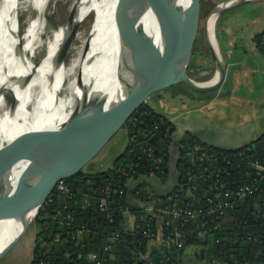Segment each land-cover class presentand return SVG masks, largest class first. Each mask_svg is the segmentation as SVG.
<instances>
[{"label":"trees","instance_id":"1","mask_svg":"<svg viewBox=\"0 0 264 264\" xmlns=\"http://www.w3.org/2000/svg\"><path fill=\"white\" fill-rule=\"evenodd\" d=\"M255 42L264 52V31ZM197 47L198 43L194 53ZM195 74L191 64L189 75L194 78ZM141 112L144 115L138 123L133 124V119L126 123L129 143L111 168L84 169L67 179L74 197L60 198L55 191L40 210L34 222L32 264H148V259L155 264H264V178L257 193L223 214L207 212L209 197L255 182L252 164L259 160L264 165V135L239 149H223L190 132L178 138L176 126L148 103L133 117ZM198 145L205 150L203 158L195 150ZM136 163H140L137 174L126 176L124 172ZM108 187L125 190L122 197H112L116 215L112 223L96 205ZM141 187L152 196L136 195ZM171 195L177 196L174 201L169 200ZM88 200L91 206L85 205ZM169 205L206 211L185 225L179 223L182 247L168 241L176 225L161 210ZM149 207L156 210L147 211ZM127 209L137 222L149 219L157 237L151 240L127 231ZM93 253L96 259L90 257Z\"/></svg>","mask_w":264,"mask_h":264},{"label":"water","instance_id":"2","mask_svg":"<svg viewBox=\"0 0 264 264\" xmlns=\"http://www.w3.org/2000/svg\"><path fill=\"white\" fill-rule=\"evenodd\" d=\"M188 1L187 4L186 0H125L121 25L131 75L123 83V89H118L119 96L79 102L64 124L27 133L0 152V222L24 226L0 253V260L28 232L58 183L83 171L153 94L178 82L198 92L216 90L223 84L226 66L219 44L215 45L211 39L209 21L254 0H228L207 17L205 38L216 65V74L213 80L201 82L189 75V69L201 28L202 0ZM146 9L155 14L163 29V53L154 40L147 41L146 32L139 23V15ZM14 28L17 34L12 38L20 41L23 33L17 20ZM18 47L19 52L16 55L13 51L11 59L23 64L20 55L23 43L20 42ZM144 51L154 58L144 56ZM38 69L37 65L31 64L23 80L30 82ZM36 101L39 104L41 96ZM21 167L23 171L19 174Z\"/></svg>","mask_w":264,"mask_h":264},{"label":"bare ground","instance_id":"3","mask_svg":"<svg viewBox=\"0 0 264 264\" xmlns=\"http://www.w3.org/2000/svg\"><path fill=\"white\" fill-rule=\"evenodd\" d=\"M62 1L69 4L64 23L54 12ZM124 8L125 0H0L1 153L27 133L64 124L79 102L119 96L118 89H123L131 75L121 25ZM16 20L23 33L20 41L12 38L17 34ZM139 23L147 41L154 40L163 53L165 36L155 14L146 9L139 15ZM216 25L217 18H213L208 29L218 45ZM20 42L23 64L11 59L13 51L19 52ZM146 52L144 56L154 58ZM31 64L39 69L25 82ZM22 171L21 167L18 173ZM23 229L22 224L0 222V253Z\"/></svg>","mask_w":264,"mask_h":264},{"label":"crops","instance_id":"4","mask_svg":"<svg viewBox=\"0 0 264 264\" xmlns=\"http://www.w3.org/2000/svg\"><path fill=\"white\" fill-rule=\"evenodd\" d=\"M232 20V16L222 19L218 31L226 66L223 84L199 96L187 95L178 89L172 94L163 92L166 98L178 100L184 96L193 103L199 102L206 110L176 119L158 111L176 126L178 138L190 132L208 144L223 149H239L264 135V52L255 42L256 35L264 30L246 35L239 22ZM192 64L196 80L214 79L216 65L203 47L195 51ZM229 94H233L232 100L228 99ZM148 103L157 112L154 104ZM128 216L132 220V215Z\"/></svg>","mask_w":264,"mask_h":264},{"label":"rangeland","instance_id":"5","mask_svg":"<svg viewBox=\"0 0 264 264\" xmlns=\"http://www.w3.org/2000/svg\"><path fill=\"white\" fill-rule=\"evenodd\" d=\"M204 1H205V9L202 12L201 28L197 40L198 47L196 50L203 47L204 51L206 52V55L210 56L211 54L205 38V23L207 17L216 9L217 6L228 0H204ZM62 8H64V10ZM68 9H69V4L64 1H62V3L61 2L58 3V6L56 5L54 12L62 23H64L67 20ZM229 16H232L233 19L232 21L239 22L242 30L245 32L246 35L263 31L264 30V0H254L252 2L243 4L237 8H234L230 11L223 13L217 19V25H216L217 37H218V31L220 30V22H222V19L224 20ZM56 22L58 23V21ZM86 25L88 24L87 23L83 24V26ZM220 51H221V47H220ZM221 57L223 59L222 51H221ZM214 68L216 70V66ZM245 87L243 88V91ZM176 89L185 91L187 95L205 94V92H198L193 90L191 87H189L187 84L183 82H178L166 90H162L156 94H153L148 99V101L154 104V106L157 109V112L159 111L162 112L163 114H167L168 116L174 119L184 118L185 116L191 115L196 111L197 113L206 112L205 109H202V107H204L202 106V104H200L199 102L193 103V101L188 100L184 96H182L178 100H175L174 97L172 98L165 97L166 92L164 91H169L172 94V92ZM161 93H163L164 95L163 94L160 95ZM232 95L233 94L228 95L229 100H232ZM128 143H129V134H128V129L126 128L125 125L111 139V141L105 146V148L101 151V153L85 168V171L99 172L111 168L114 165L115 160L124 153V151L128 146ZM36 234H37V229L33 223L30 229L28 230V232L0 260V264H32Z\"/></svg>","mask_w":264,"mask_h":264},{"label":"built area","instance_id":"6","mask_svg":"<svg viewBox=\"0 0 264 264\" xmlns=\"http://www.w3.org/2000/svg\"><path fill=\"white\" fill-rule=\"evenodd\" d=\"M263 48H264V42H263ZM144 115V113H140L139 115L132 117L133 124H136L139 122L141 117ZM130 119V120H131ZM196 151L202 152V158L205 157L203 152L205 151L204 148L200 145L196 146ZM160 160H157V163H160ZM253 169L256 170V179L255 182L252 184L242 185L238 188H227L225 189V184L223 183L221 186L224 187L225 190L222 192L216 193L213 197H209L207 199V204L210 206L209 210L213 213H221L237 204L239 201H242L246 199L247 197L253 196L255 193L259 191V182L264 178V165L260 163V161H256L252 164ZM140 167V163L132 164L130 168L124 172L126 176H132L136 175L138 172V169ZM56 192L58 193V196L60 198H72L74 197V193L71 190L69 184L66 182V180H62L58 183V186L56 188ZM125 194V190L121 187H108V189L105 190L104 195L100 197L98 200L99 202L96 204L97 209L101 210L102 212L106 213L107 218L109 219V222H115L116 221V215H115V209L113 207V201L112 197L113 195H120L121 197ZM148 195L149 198L152 196L151 191L146 187H141L137 189L136 195L143 196ZM177 196L171 195L169 196L170 201H174ZM86 206H91L92 201H87ZM156 210L154 207L147 208V211H153ZM162 213H166L172 217V219L175 222L176 227H174L173 231L168 236V241L171 244L177 245L182 247L184 245V242L182 241L183 234L179 232L178 225L181 223L182 225H185L186 223H189L190 221L194 220L197 216L205 213L206 211L202 208H193L191 206L189 207H178L176 205L174 206H166L162 210ZM127 215H131V212L129 209L126 210ZM205 226V223L203 224ZM131 234H142L144 237L148 239H155L157 237V233L154 230L152 223L149 219H145L144 223L137 222L134 217H132V220L128 222V230ZM118 237L117 235L113 237L114 239ZM77 245H82L80 241L77 242ZM44 247H47V244L43 245ZM109 250V248L107 249ZM92 259L97 258V254L93 253L90 255ZM169 260V258H168ZM148 264H155L152 260L148 259ZM98 264H101L99 262Z\"/></svg>","mask_w":264,"mask_h":264}]
</instances>
